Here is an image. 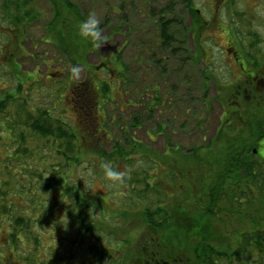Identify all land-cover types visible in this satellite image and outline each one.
Wrapping results in <instances>:
<instances>
[{
  "label": "trees",
  "instance_id": "obj_1",
  "mask_svg": "<svg viewBox=\"0 0 264 264\" xmlns=\"http://www.w3.org/2000/svg\"><path fill=\"white\" fill-rule=\"evenodd\" d=\"M32 1H15L13 6L16 12L8 16L15 27L16 20L22 21L25 18L22 10L29 17H37L38 11L31 6ZM49 1L51 18L45 26V35L47 33L53 35L55 39L53 44L64 50L72 66L73 63L79 64L78 59L84 60L85 56L96 53L98 49L93 48L89 40L79 42L69 40L67 37L68 34L71 36V30L69 32L67 28L70 22L66 11L71 13L69 19L76 25L87 16L86 13L82 14L81 8L72 0ZM182 1L185 4L182 8L184 12L177 8L178 2L160 7L148 2L152 4L149 9L143 7L139 10L140 16L143 13L149 14L155 31L152 41L148 44L145 42L146 45L143 43L140 47L142 51H139L138 55H144V50L148 49L154 56L160 54V60H155L156 63L174 60V64L169 67L167 63L164 65L167 66V71H174L172 73L177 81V52H182V66L185 67L189 62L194 70L197 68L203 77L204 88L207 89L209 86L207 81L214 79L218 99L220 90L225 86L215 80L214 74L208 73V70L206 72L207 67L199 68L200 63L206 59L208 47L204 43L208 39L207 32L214 29L217 23L212 22L208 25L202 14L192 7L193 0ZM130 4L136 7L135 1L124 0L118 5V10L116 8V13L123 12L124 22L114 28L112 34L119 31L126 37L130 33L131 23L128 18ZM6 7L10 9L9 3ZM126 26L127 31L124 30ZM230 26L232 31H236V28ZM218 28L223 30L224 26L219 24ZM134 29L136 32L135 26ZM138 30L140 31V28H137V32ZM104 37L106 40L109 39ZM251 47H257V38L251 43ZM84 50L86 54L81 55V51ZM163 54H167L165 59L161 57ZM118 62L121 71L117 72L116 81L128 84L129 68L127 66L126 74L125 64L121 60ZM95 78L96 76L91 82H72L73 96L70 94L69 101H73V110H77L78 117L86 115L85 109L92 113L88 104L97 96L94 90ZM60 79L62 78L56 80ZM64 80L67 83L63 81V84L71 85L68 82V75ZM110 85L111 82L104 81L106 92L109 91ZM248 85L250 82H246L240 89L237 85H231L232 91L237 93L234 95L241 98L232 97L231 103H234L235 107L223 122V125L231 130L227 135L224 151L216 155L220 148L219 141V148L209 150L216 151L214 162L208 163L207 155L196 156L198 166L205 165L209 169L201 182L202 185L199 184L201 194L196 196V199L194 196L192 200L186 202L179 197L168 195L167 190L164 192L162 190L161 178L155 177L150 180L151 176L146 171L145 177L139 178L136 183L144 185L138 195L145 197L147 192L156 193L154 194L156 198L154 196L151 198L152 195L146 196L156 200V206L152 207L149 204L139 206V202L132 196L133 208L117 209L112 212V218L106 214L107 200L85 189L80 177H75V170L86 160L83 150H92L95 152L94 156H101L109 161L114 158L118 162L120 159L130 161L138 140L129 137L131 144L129 150L115 143L114 148L108 153L104 146L110 135L90 134L88 125L86 128L72 125L62 115L53 114L47 106L41 107L33 103L28 95L23 96L20 92L8 93L0 98V233L5 234L0 238V262L5 260L16 264H263L264 152L261 153L260 150H264V88L257 89ZM257 94L260 99L256 106H251L250 102ZM66 98L58 100L57 103ZM107 100H111V97ZM155 100L159 103L161 98L155 96ZM97 102L95 100L94 106ZM54 105L55 103L53 109ZM246 105L250 108L247 117L236 114L240 111L238 107ZM235 119H240L242 125L232 130L229 125ZM139 123L140 121L133 120L130 126H138ZM221 126L222 123L218 129L217 140L223 135ZM81 141L86 143L82 145ZM200 148L203 149L200 146L191 151L197 152ZM215 173L220 177L214 183L211 179ZM172 181L175 183L177 180L172 178ZM170 183L171 180L165 186ZM226 188L227 194H224ZM166 197L172 201L170 204L167 203ZM190 203H197V208L191 211ZM134 209L139 211L140 218V225L131 229L136 232L122 227L117 228V218L125 215L127 219L129 210ZM51 220L57 221L60 230L47 229ZM219 224L223 229L217 227ZM119 225L124 223L120 222ZM217 234L227 240L222 247L208 241L209 237ZM46 237L49 241H46ZM111 250H115L117 255H113Z\"/></svg>",
  "mask_w": 264,
  "mask_h": 264
},
{
  "label": "rangeland",
  "instance_id": "obj_2",
  "mask_svg": "<svg viewBox=\"0 0 264 264\" xmlns=\"http://www.w3.org/2000/svg\"><path fill=\"white\" fill-rule=\"evenodd\" d=\"M36 1V6L41 8L42 12L50 11L51 7L47 0ZM123 1L72 0L81 8L82 14L86 13L87 15L89 12H95L101 20L100 26L103 36L109 37L96 53L85 56L84 60L81 59L79 61L78 59L81 73L79 78L75 80L71 78L69 73L72 63L68 60L67 54L53 44L55 39L51 33L42 35V29L45 25L43 20L39 19L34 26L27 27L30 39H27L25 33L23 31L19 32L15 26H3V24H0V98L8 93L20 92L23 96L28 95L33 103L41 107L47 106L53 114L62 115L72 125H81L84 128L88 125L87 129L90 134L110 135L108 142L104 146L108 153L114 148L113 144L115 143L129 150L131 146L129 137L138 140L131 153L132 159L130 161L120 159L118 162L116 158L111 159L114 167L126 169L129 173L122 183L113 184L104 178L101 164L109 161V159L94 156L95 152L92 150H83L86 160L75 170V177H80L85 189L87 188L89 192L107 200H104L108 206L106 214L110 217L112 212L117 209L133 208L131 204L133 201L131 199L132 196L135 201L139 202V206H144L145 204H149L152 207L156 206V200L146 197L152 195L151 198L153 196L156 198L154 195L156 193L147 192L145 197L138 195L144 185L142 183L136 185V183L140 180L139 178L145 177L146 171L151 176L150 180L155 177L161 178L162 190L163 192L167 190L168 195L179 197L186 202L192 200L194 196L196 199V196L201 194L199 184H201L209 171L205 165L198 166L196 156L207 155L206 161L209 163L214 162L215 156L220 155L224 151L223 148L227 145V135L231 133V130L227 129L223 122L235 107V104L231 103L233 101L232 97L241 98V96H235L237 93L232 91V83L229 82L233 78V75L230 74H233L235 69L227 66V55L223 47L217 45L218 43L224 44L226 41V36L222 29L218 28L216 30L215 27V30H208V39L204 43L207 47H212L213 52H215L211 63H209L215 72V80L225 86L223 90H220V98L217 99L214 79L207 81L209 86L207 89L204 88L203 77L200 76L197 68L194 70L191 67L189 62L185 67L182 66V70L179 71V79L176 81L172 73L174 71H167L168 68L167 66L165 67V63L169 67L174 64V60L168 59L160 64L156 63L155 60H160V54L158 53L157 56H154L152 51L148 49L144 50V55H138V52L142 51L140 47L143 46V43L146 45L152 41L155 31L149 14L143 13L140 16L139 10L143 7L149 9L152 4L155 7H160L178 2L177 8H181L179 11L184 12L182 9L185 7L184 2L182 0H147L146 4V0H133L136 2V7L130 4L128 7V18L131 23L130 31L135 26L136 32L135 34L128 33V36L125 37L119 31H114L115 34H112L113 29L124 22L123 12L116 13L115 11L116 8L118 10L115 5L118 6ZM219 1L193 0L192 7L200 9L203 18L208 19L211 13L213 15L217 14V18L220 19L223 26H226V24L228 26L232 25L238 32H243L241 34L244 36L242 44L243 46H249L251 52H257L258 48L263 49L264 0H233V6L218 8L217 11L219 13H216L212 4L211 8L209 4L210 2L217 4ZM211 10L213 11L211 12ZM66 15L70 22L67 28L69 32L71 30V36L67 35L68 39L79 42L86 41V39L78 35L77 25L73 24L74 22L69 19L71 13L66 11ZM0 23L3 22L0 21ZM186 23H188V20H186ZM245 27L251 33L247 31V35H245ZM137 28H140L139 32H137ZM9 29H12V31H6ZM124 30L127 31L128 27H124ZM254 32H258V34L255 35ZM11 34H16L17 37L10 38L9 35ZM215 35L217 40H215ZM133 38H135V46H133ZM256 38L260 40L259 45L251 47V43ZM127 41L128 44L132 41L128 47H126ZM245 42H248V45H245ZM123 46L124 48L122 49ZM83 54H86V50L81 51V55ZM207 57L209 58L210 54ZM133 59L135 60L132 74L134 81L131 78L128 84L116 81L115 76H118L117 72L121 71V65H119L118 61L121 60L125 64L127 74V66L131 68V60ZM206 66L207 64L202 62L199 68ZM163 68H165L166 72L163 71ZM63 69L68 73L70 86L63 84L64 79H60L62 81L56 80L61 78L59 72H62ZM251 69L254 71L253 68ZM94 76H96L94 90L97 96L90 100L88 104V107L91 106L89 111L92 110V113H88L87 109H85L86 115L78 117L77 110H73V101H69V96L72 93L71 89H73L72 82H91ZM32 77L33 79L31 80ZM104 81L111 82L110 89L107 92L103 86ZM132 84H134V88ZM81 91L83 90L81 89ZM71 95L73 96V94ZM155 96L161 98L159 103L155 100ZM65 97H67L65 100L63 99L62 102L57 103L58 100L61 101ZM108 97H111V100H107ZM259 99L260 96L257 94V97L252 99L250 105L256 106ZM95 100L98 102L94 106ZM53 103H55L54 109ZM238 108L240 111L236 114L244 117L248 116L250 109L248 105ZM64 111L67 112L65 113ZM233 115L235 114L233 113ZM133 116H136V118L134 119ZM133 119L134 121H140L138 126H130V122ZM244 119L246 120V118ZM220 123H222L223 135L220 140H217ZM239 125H242V121L235 119L229 126L234 130ZM248 139L251 140L250 136H248ZM83 143L85 144L86 142L81 141L82 145ZM200 146L203 149L200 148L197 152L191 151V149ZM211 148H219L216 155H214L216 151H209ZM260 152L263 153L264 150H260ZM214 157L215 159H213ZM89 168L92 169V174L88 173ZM219 177L220 175L216 173L212 174L211 181L215 183ZM172 178L177 181L174 183ZM169 180L172 183L165 186ZM172 184L173 186L171 187ZM225 191L224 194H227V188ZM160 196L165 198V196ZM166 200L168 204L172 202L167 197ZM197 206V203H190L189 209L193 211ZM129 211L130 214H128L129 217L127 219L125 215H122L119 219L117 218L116 227L136 232L131 229L140 225L139 211L137 212L135 209ZM56 222L51 220L47 229L60 230L61 227L57 226ZM120 222H123L124 225L120 226ZM59 223L61 222L59 221ZM217 227L223 229L220 224ZM4 236L5 234L1 232L0 238ZM221 237L223 236L217 234L214 237H209L208 241L215 246L222 247L227 240ZM46 241H49L47 237ZM106 244L108 245L109 243ZM111 252L113 255H117L115 250H111Z\"/></svg>",
  "mask_w": 264,
  "mask_h": 264
},
{
  "label": "flooded vegetation",
  "instance_id": "obj_3",
  "mask_svg": "<svg viewBox=\"0 0 264 264\" xmlns=\"http://www.w3.org/2000/svg\"><path fill=\"white\" fill-rule=\"evenodd\" d=\"M5 1H7V2L5 4H3ZM15 1L16 0H0V21L3 22L0 24H3V26H15L14 24L11 23L12 21L8 18V16L10 17L12 14H15L14 12H16V10L13 6V5H15ZM47 2L49 3V5L51 7L50 1L47 0ZM8 3L10 5V9L8 7H6V4H8ZM36 3H37V1L33 0L31 2V6L36 8V10L38 11L37 17H29L22 10L21 12H22V14L25 15V18L22 19V21L16 20V27L15 28H18L19 32L23 31L28 39H30L29 38L30 34L27 31V27L34 26L36 24L35 22H37L39 19H41L45 23V25L42 29V33H43L42 35H45V26L47 25L49 19L51 18V9H50V11L44 13L40 10L41 8L36 6ZM211 4L217 13L218 8L220 9L223 6L230 7V5L233 6V0H220L217 4H215L214 2H210V4H209L210 8H211ZM197 10H198V12L201 13L200 9H197ZM212 11L213 10H211V12ZM228 13H229V11H228ZM202 16H203V14H202ZM203 19H205V21L208 22V25L211 24L212 22L217 23L216 28H215L216 30H218L219 24H221L220 19L217 18V14L213 15L211 13V15L209 16L208 19H206V18H203ZM6 31H12V29H9ZM223 31L226 35V41L224 44L218 43L217 45L218 46L220 45L221 47H223V50H224L225 54L227 55V61H226L227 66L231 69H235V71H233V74L232 73L230 74V75H233V78L229 82L232 83V85H234V86L237 85L239 87V89L242 86H244L246 82H250V85H248V86H251L253 88H257V89L264 88V48L263 49L258 48L257 52H251V50L249 49V46H243V44H242V40H243L244 36L241 34L243 32H241V31L238 32L237 29H236V31L235 30L232 31L231 26H228L227 24H226V26H224ZM247 31H249V30L247 27H245V35H247L246 34ZM130 33L135 34V29L133 28L130 31ZM249 33H251V31H249ZM254 34L257 35L258 32H254ZM9 37L13 38V37H17V36H16V34H11V35H9ZM215 40H217L216 35H215ZM131 42H129V44H131ZM259 42H260V40L257 38V46L259 45ZM129 44H128V46H129ZM244 44L248 45V42H245ZM133 46H135V38H133ZM207 49H209V50H207V54H205L206 59L203 58L204 61H202V62H205L207 64L206 72L208 70V73H212L215 75L214 70L209 65V63H211V59L213 58L212 56L215 54V52H213L212 47L211 48L208 47ZM133 50H134V55H135V47L133 48ZM208 54H210L209 58L207 57ZM164 55L161 57L165 59L167 54L165 56ZM182 59H183V53L177 52V62H176V64H177V66H176L177 81L179 79V71L182 70ZM134 62H135L134 59L131 60L132 66H131V68L129 66V75H130V78L132 81H134V77H132V74L134 72ZM251 68H253L254 71H252ZM59 73H60V76L62 79H64L65 76H67V74H68L65 69H63V71L59 72ZM242 79H244V80H242ZM132 86L134 88V84H132ZM135 117L136 116H133L134 119H135ZM0 264H16V263L4 260V261H1Z\"/></svg>",
  "mask_w": 264,
  "mask_h": 264
},
{
  "label": "clouds",
  "instance_id": "obj_4",
  "mask_svg": "<svg viewBox=\"0 0 264 264\" xmlns=\"http://www.w3.org/2000/svg\"><path fill=\"white\" fill-rule=\"evenodd\" d=\"M101 20L97 17L95 12H89L87 16L78 22V35L86 40H89L93 48L100 49L107 41L102 34ZM71 78L78 79L81 73V66L79 64L73 65L70 68ZM104 178L115 184L122 183L124 178L129 174L126 169H118L113 166L111 161L103 162L101 164ZM88 173L92 174V169H88ZM83 178V177H81Z\"/></svg>",
  "mask_w": 264,
  "mask_h": 264
},
{
  "label": "water",
  "instance_id": "obj_5",
  "mask_svg": "<svg viewBox=\"0 0 264 264\" xmlns=\"http://www.w3.org/2000/svg\"><path fill=\"white\" fill-rule=\"evenodd\" d=\"M254 151L256 152V149Z\"/></svg>",
  "mask_w": 264,
  "mask_h": 264
}]
</instances>
